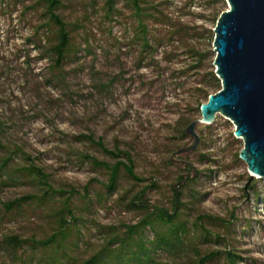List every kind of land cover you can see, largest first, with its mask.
<instances>
[{
  "label": "rangeland",
  "instance_id": "obj_1",
  "mask_svg": "<svg viewBox=\"0 0 264 264\" xmlns=\"http://www.w3.org/2000/svg\"><path fill=\"white\" fill-rule=\"evenodd\" d=\"M140 1L150 49L130 0H117L113 13L106 0H61L57 13L68 24L71 47L57 79L53 59L43 58L39 46L40 39L54 41L45 27L46 0H0V264H81L100 253L104 264H121L123 240L127 264H198L201 256L226 250L239 264H264V179H252L239 158L244 143L233 123L217 115L196 129L195 151L176 155L194 142L185 132L201 119L198 99L214 68L217 16L229 7L225 0ZM87 137L128 153L146 181L122 170L110 192V172L93 161L117 160ZM120 160L129 163L125 155ZM146 186L148 208L139 209L131 201ZM175 189L183 203L177 213ZM68 198L76 220L64 212ZM20 199L10 219H2L3 204ZM161 208L176 213L174 223L186 224V232L174 246L152 251L157 232L174 233L155 221L143 230L151 253L136 259L139 247L129 229ZM204 215L233 220L229 228L204 221L227 242L196 227ZM62 219L70 222L67 238L48 248L3 243L5 236L46 240L62 229Z\"/></svg>",
  "mask_w": 264,
  "mask_h": 264
},
{
  "label": "water",
  "instance_id": "obj_2",
  "mask_svg": "<svg viewBox=\"0 0 264 264\" xmlns=\"http://www.w3.org/2000/svg\"><path fill=\"white\" fill-rule=\"evenodd\" d=\"M225 1L229 9L217 20L213 42L222 89L201 106V119L186 129L193 144L176 155L195 151L200 141L196 129L212 125L220 114L233 123L235 138L244 143L239 158L252 179H264V0Z\"/></svg>",
  "mask_w": 264,
  "mask_h": 264
},
{
  "label": "trees",
  "instance_id": "obj_3",
  "mask_svg": "<svg viewBox=\"0 0 264 264\" xmlns=\"http://www.w3.org/2000/svg\"><path fill=\"white\" fill-rule=\"evenodd\" d=\"M106 4L108 7V10L110 13H113L115 11V6H116V1L117 0H106ZM133 7L135 8V11L137 13V16L140 17V23L139 27L141 30V36L144 41L145 47H148L150 49L151 46V41H150V34H149V26L145 23L144 19L142 18L145 14L144 8L141 6V1L140 0H130ZM224 3V0H218ZM46 24L45 27L52 33L53 42H50L48 44L47 41L40 39L39 41V46L42 48L41 49V55L43 58L51 57L52 60V66L51 69L53 71V75L55 78L61 77V71L64 62L66 61L69 50L71 47V32L68 28V24L65 22V20L57 13V10L59 6L61 5V0H46ZM222 12H220L217 16V20L220 17ZM216 20V21H217ZM179 30L176 32H172V36H176L179 34ZM215 38V37H214ZM216 57V54H215ZM204 56L200 55V58L198 59V68L203 69V60ZM215 60V58H214ZM204 79L208 80V85L203 86V88L200 90L201 91V97L198 99V106L201 109V106L205 103L208 102L209 97L213 95L212 93L216 94L222 89L221 81L218 79V77L215 74V67L213 70L206 72ZM186 133V132H185ZM89 141L99 147L104 153L107 155L111 156L112 158L116 159L115 164H109L106 162H99L97 160H94L93 162L99 166L107 169L110 174H109V182L106 185L107 189L110 192H113L118 184L119 176L121 174V171L123 170L131 179L135 180L136 182L143 183L146 180L143 178H140L139 176L136 175L135 173V168L133 161L131 159V156L128 153H124L122 151H117L113 152L108 150L103 141H95L92 137H87ZM1 143V141H0ZM127 156L129 163H125L120 160L121 156ZM9 163V159H5L4 162L2 163L3 166H7ZM32 172L34 174H37L38 177H42L45 185L48 186L49 190H52L53 192H56L53 187L49 184L47 180V176L43 173V171L35 166H31ZM181 180L184 181L185 178L181 177ZM151 186H146L140 191L136 196L133 197L132 201L136 207L139 209L141 208H148V205L144 201V197L147 193V191L150 189ZM48 190V191H49ZM181 197L182 194H180L176 189H175V201H176V207L174 208V212L177 213L178 206L183 205L181 202ZM24 200L20 199L14 202H9L3 204L4 207V212L2 215V219H10L11 215L14 213V211L22 205V202ZM65 207H64V212L66 215H69L72 220H76L73 211L71 207L69 206L70 199L68 198L66 201ZM176 213H170L169 210L161 208V209H155L152 213L148 214L139 224L134 225L130 227L128 237L131 240L135 241V244L139 247L138 252H133L134 257L136 259H140V255L142 253L144 254H149L151 253V250L147 247L146 241L143 239V230L147 227H152L155 224V221L161 224L165 225H170L174 229V233L171 236H167L164 233H159L157 232L156 234V239L154 242L151 243L152 245V251H155L157 249L163 248V247H170L174 246L175 241H180L181 242V232H186V224H179L176 225L174 223V220L176 218ZM215 220L222 224L224 227L229 228L233 224V220L231 221H225L217 218H212L209 216H198L196 219V227H199L204 235L207 237L215 238L217 241H223L227 242V238L221 234L218 233H213L209 230H207L204 226V221L205 220ZM62 229L51 236L50 238L46 240H27V239H22L18 236H5L3 238V243L8 245L9 247H12L14 249L21 248L25 245H32V246H39L43 248H48L51 245L57 244L59 241V238H61V241L66 240L67 238V232L70 230V222H68L67 219H62V223L60 226ZM137 240H135V238ZM126 246V240H123L122 242V247L119 248L118 254L120 255L119 258L121 259L122 263L121 264H127L125 262V258L121 255L124 253L125 250L128 249ZM129 248H132L131 246ZM125 249V250H124ZM149 256V255H148ZM221 258H224L226 261V264H239L240 257L235 254L232 250H226L224 252L221 251H213L207 255L201 256L199 258L198 264H210L213 261L219 260ZM81 264H104V256L102 253L97 254L93 256L92 258L82 262ZM118 264V263H117Z\"/></svg>",
  "mask_w": 264,
  "mask_h": 264
}]
</instances>
